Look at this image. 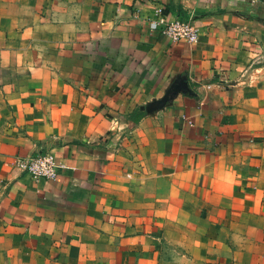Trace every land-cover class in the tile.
<instances>
[{"label":"crops","instance_id":"obj_1","mask_svg":"<svg viewBox=\"0 0 264 264\" xmlns=\"http://www.w3.org/2000/svg\"><path fill=\"white\" fill-rule=\"evenodd\" d=\"M0 264H264V0H0Z\"/></svg>","mask_w":264,"mask_h":264},{"label":"built area","instance_id":"obj_2","mask_svg":"<svg viewBox=\"0 0 264 264\" xmlns=\"http://www.w3.org/2000/svg\"><path fill=\"white\" fill-rule=\"evenodd\" d=\"M159 16L151 21L154 29L173 42L184 41L188 44L199 42V28L192 20L171 18L162 9ZM16 166L28 173L35 181L55 180L64 165L52 152H41L28 158H18Z\"/></svg>","mask_w":264,"mask_h":264},{"label":"water","instance_id":"obj_3","mask_svg":"<svg viewBox=\"0 0 264 264\" xmlns=\"http://www.w3.org/2000/svg\"><path fill=\"white\" fill-rule=\"evenodd\" d=\"M185 88H186V83L185 82H181L180 84H178L176 89L178 91H183Z\"/></svg>","mask_w":264,"mask_h":264}]
</instances>
